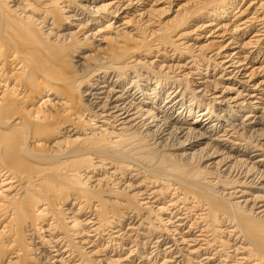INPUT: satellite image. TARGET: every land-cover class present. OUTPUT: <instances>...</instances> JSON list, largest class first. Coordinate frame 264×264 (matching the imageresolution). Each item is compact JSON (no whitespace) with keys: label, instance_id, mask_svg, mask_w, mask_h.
<instances>
[{"label":"bare ground","instance_id":"obj_1","mask_svg":"<svg viewBox=\"0 0 264 264\" xmlns=\"http://www.w3.org/2000/svg\"><path fill=\"white\" fill-rule=\"evenodd\" d=\"M249 1L168 0L162 20L159 0H0L10 263L264 264V0Z\"/></svg>","mask_w":264,"mask_h":264},{"label":"rangeland","instance_id":"obj_2","mask_svg":"<svg viewBox=\"0 0 264 264\" xmlns=\"http://www.w3.org/2000/svg\"><path fill=\"white\" fill-rule=\"evenodd\" d=\"M168 2V0H159V4H158V7L157 8H159V11L158 12H162V11H164V15H163V18H161L162 20H164V19H168V18H170L173 14H171V11L172 10H170L169 9V4L167 3ZM176 2V1H175ZM175 2H174V4H175ZM249 0H244V2H242V5L241 6H247L248 4H249ZM163 7H166V8H163ZM167 12V13H166ZM4 249L2 248L1 250H0V254H2V256L0 255V257H1V259H0V264H7L8 262H9V260L11 259L12 261H15V260H17L16 258H14V256H12L13 254H11V253H8V251L7 252H5L4 253V251H3ZM3 251V252H2ZM4 253V254H3ZM10 255V256H9ZM12 257V258H11ZM11 261V262H12ZM16 263V262H15ZM8 264H12V263H8Z\"/></svg>","mask_w":264,"mask_h":264}]
</instances>
